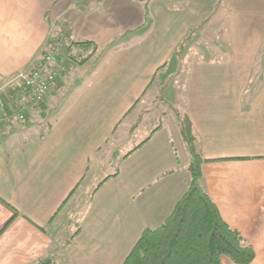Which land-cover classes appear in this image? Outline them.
Segmentation results:
<instances>
[{
    "label": "crops",
    "instance_id": "crops-1",
    "mask_svg": "<svg viewBox=\"0 0 264 264\" xmlns=\"http://www.w3.org/2000/svg\"><path fill=\"white\" fill-rule=\"evenodd\" d=\"M62 27L92 43L65 53L41 107L65 109L49 130L29 132L40 110L0 126V264H122L189 187L176 113L206 160L202 188L264 264V0H0L1 102Z\"/></svg>",
    "mask_w": 264,
    "mask_h": 264
},
{
    "label": "trees",
    "instance_id": "trees-1",
    "mask_svg": "<svg viewBox=\"0 0 264 264\" xmlns=\"http://www.w3.org/2000/svg\"><path fill=\"white\" fill-rule=\"evenodd\" d=\"M91 46L90 42H73L68 50L70 51L72 47ZM182 47L183 45L176 52L179 53ZM73 58L78 64L87 60V57L81 60ZM41 107V118L46 120V111H42ZM175 115L189 154L187 167L190 176L189 187L160 226L143 231L122 264H222L223 257L235 264L251 263L254 259L252 247L222 220L216 206L201 186V165L206 160L197 147L190 119L186 114ZM51 127L52 124L49 123L46 130ZM114 175L104 178L91 193ZM80 229L79 226L72 239ZM34 264L58 263L55 258L47 256Z\"/></svg>",
    "mask_w": 264,
    "mask_h": 264
},
{
    "label": "built area",
    "instance_id": "built-area-1",
    "mask_svg": "<svg viewBox=\"0 0 264 264\" xmlns=\"http://www.w3.org/2000/svg\"><path fill=\"white\" fill-rule=\"evenodd\" d=\"M70 44L67 28L62 27L41 60L18 75L20 88L15 89L6 102L0 101V126L23 122L25 112L40 110L48 94L66 73L65 53Z\"/></svg>",
    "mask_w": 264,
    "mask_h": 264
},
{
    "label": "rangeland",
    "instance_id": "rangeland-1",
    "mask_svg": "<svg viewBox=\"0 0 264 264\" xmlns=\"http://www.w3.org/2000/svg\"><path fill=\"white\" fill-rule=\"evenodd\" d=\"M66 104H67V102L65 101L62 104L58 105V106H57V104H54L56 106L52 105L54 111H53V109L47 110V112H46L47 119L46 120H43L41 118L42 115L39 114V113L33 114L32 117L30 118V121L28 122V125L30 126V128H29L30 134L31 133H36L37 131H39V132L44 131L46 129L47 125L49 123H52V121L54 120L55 116H57L58 114H61V112L65 109ZM158 123L159 122H157V124ZM13 125H14V127H19V128L22 127V126H25L24 122L16 123V124H13ZM6 130L7 131H6L5 134H8L7 132L10 131V128H6ZM16 135H19V134H16ZM15 140L18 141L17 138ZM130 145H131V143H129L126 147H128ZM126 147H124L119 152V154H122L123 150ZM112 169H113V165H108V166H106L105 168H103L101 170V173L98 176L94 177V174L89 175L88 179L86 181V184L84 185V189L82 188V190L80 191L81 192L80 194L87 195L89 193L90 186L91 185L94 186L100 179H102V177H105L104 175H107L110 171H112ZM77 201H79V199ZM76 203H75L76 205L74 204L73 207L71 208L72 210L70 212L71 215L69 216V218L72 220L73 223L68 228L67 236L72 235L74 233V231L76 229L75 223H76L77 220H79V217H80L81 213L83 212V206L81 204H78V202H76Z\"/></svg>",
    "mask_w": 264,
    "mask_h": 264
}]
</instances>
